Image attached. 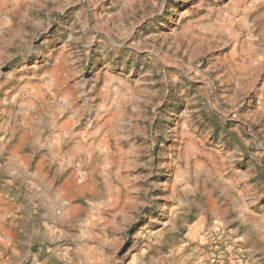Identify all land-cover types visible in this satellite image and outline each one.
I'll return each mask as SVG.
<instances>
[{
  "label": "rangeland",
  "instance_id": "obj_1",
  "mask_svg": "<svg viewBox=\"0 0 264 264\" xmlns=\"http://www.w3.org/2000/svg\"><path fill=\"white\" fill-rule=\"evenodd\" d=\"M264 264V0H0V264Z\"/></svg>",
  "mask_w": 264,
  "mask_h": 264
},
{
  "label": "built area",
  "instance_id": "obj_2",
  "mask_svg": "<svg viewBox=\"0 0 264 264\" xmlns=\"http://www.w3.org/2000/svg\"><path fill=\"white\" fill-rule=\"evenodd\" d=\"M216 264H220V263H216Z\"/></svg>",
  "mask_w": 264,
  "mask_h": 264
}]
</instances>
